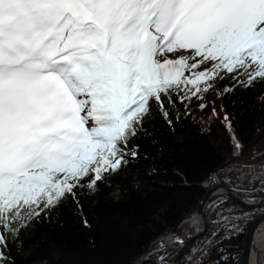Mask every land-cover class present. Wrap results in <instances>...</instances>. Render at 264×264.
Instances as JSON below:
<instances>
[{"label": "snow or ice", "instance_id": "snow-or-ice-1", "mask_svg": "<svg viewBox=\"0 0 264 264\" xmlns=\"http://www.w3.org/2000/svg\"><path fill=\"white\" fill-rule=\"evenodd\" d=\"M230 74L225 92L264 82V0H0V264H15L11 247L30 254L24 235L69 198L82 217L83 191L118 200L113 177L154 110L172 126L177 100ZM232 143L220 171L234 175L209 179L255 204L264 160ZM217 215L234 232L249 213Z\"/></svg>", "mask_w": 264, "mask_h": 264}, {"label": "trees", "instance_id": "trees-1", "mask_svg": "<svg viewBox=\"0 0 264 264\" xmlns=\"http://www.w3.org/2000/svg\"><path fill=\"white\" fill-rule=\"evenodd\" d=\"M232 84L230 74L201 93L203 99L187 101V109L177 100L170 110L172 126L154 110V118L144 125L147 133H140L133 141L139 145V158H129L113 177L120 198L113 199V189L105 185L93 197L81 192L78 199L83 217L91 227L84 226L77 204L69 198L48 219L36 224L33 232L24 235V247L32 249L30 254L20 255L10 246L15 264H39L42 260L48 264H132L146 251L147 258L159 257L160 264H171L193 231L179 226L172 245L160 239L190 216L213 185L209 177L215 178V172L219 178L234 175L228 169L220 171V165L233 159L232 134L243 146L240 159L256 155L264 160V82L225 92ZM201 103L206 106L201 108ZM224 185L232 194L251 200L249 195ZM253 195L256 200L264 192ZM222 210L229 216L249 215L233 220L239 230L228 232L214 223ZM262 212L264 206L250 208L223 195L212 196L203 210L206 233L192 242L180 264H235L243 231ZM184 230L188 232L183 234Z\"/></svg>", "mask_w": 264, "mask_h": 264}, {"label": "water", "instance_id": "water-1", "mask_svg": "<svg viewBox=\"0 0 264 264\" xmlns=\"http://www.w3.org/2000/svg\"><path fill=\"white\" fill-rule=\"evenodd\" d=\"M224 164L220 165L222 167ZM215 178H219L217 173L215 172ZM214 195H223L234 202L241 204L250 208H258L264 206V196L255 200V204L253 203H243L247 199L238 197L232 194L229 189L224 185H212L204 196L201 198L199 203L193 209L190 217H195L198 227L194 228L193 233L187 238L178 254L176 255L174 261L171 264H180V260L184 253L187 251L189 246L192 244L194 240L204 235L207 230V222L205 216L203 215V210L208 202V200ZM250 201V200H249ZM190 218L183 219L177 226H175L168 236L164 238V240L174 241V233L176 229L181 225V223L188 222ZM264 227V212L260 213L256 216L245 228L242 234V247L240 253L235 260V264H261V257L264 252V234L262 237H258V232ZM163 239V238H161ZM132 264H160L159 257L149 259L147 258V251L135 262Z\"/></svg>", "mask_w": 264, "mask_h": 264}, {"label": "bare ground", "instance_id": "bare-ground-1", "mask_svg": "<svg viewBox=\"0 0 264 264\" xmlns=\"http://www.w3.org/2000/svg\"><path fill=\"white\" fill-rule=\"evenodd\" d=\"M190 215H191V214H190ZM188 218H190V219H189V221L186 222V223H188L189 227H192V228H196V227H198V224H197V221L195 220V219H196L195 217H190V216H189ZM185 232L187 233L188 230H185ZM263 234H264V227L258 232V237H259V238L262 237Z\"/></svg>", "mask_w": 264, "mask_h": 264}, {"label": "rangeland", "instance_id": "rangeland-1", "mask_svg": "<svg viewBox=\"0 0 264 264\" xmlns=\"http://www.w3.org/2000/svg\"><path fill=\"white\" fill-rule=\"evenodd\" d=\"M179 54V53H178ZM170 58H175L174 56H172V57H170ZM181 227H185V228H190V229H192V231L194 230V228H192V227H189V225H188V223H181V225H180V228ZM183 234H186V232H185V230L183 231ZM164 242H166V243H170L171 244V242H170V240H165Z\"/></svg>", "mask_w": 264, "mask_h": 264}]
</instances>
